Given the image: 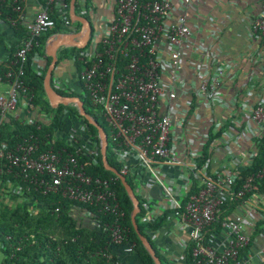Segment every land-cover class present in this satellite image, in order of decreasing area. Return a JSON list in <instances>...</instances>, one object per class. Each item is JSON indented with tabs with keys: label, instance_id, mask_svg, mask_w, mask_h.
Here are the masks:
<instances>
[{
	"label": "built area",
	"instance_id": "built-area-1",
	"mask_svg": "<svg viewBox=\"0 0 264 264\" xmlns=\"http://www.w3.org/2000/svg\"><path fill=\"white\" fill-rule=\"evenodd\" d=\"M37 1L39 9L27 20L26 7L30 0H0V8L10 2L15 19L25 21L28 31V38L12 59L10 50L15 42L11 27L12 39L2 44L6 53L3 62L7 63L9 59L10 62L0 73V84L7 87L0 92V128L9 115L32 125H38V120L49 121L47 115L37 116L35 94L24 85L22 77L29 53L43 36L57 27L51 14L59 18L60 33L76 34L82 30L75 28L78 23L71 19V0ZM79 1L78 15L84 16L88 12L87 1ZM196 1H106L107 14L102 23L92 21L91 39L73 60L82 66L79 71L76 69V74L90 109L108 125V149H112L121 166L120 173L134 179L136 191L147 175L164 186L168 211H176L190 230V250L195 264H264V260L255 263L242 256L251 241L247 228L256 223L259 200H264V167L258 174L245 179L240 189H235L237 176L254 161L258 153L256 143L264 138V84L257 86L255 79L258 73L264 74V0L251 4L259 8V12H252L249 18L250 40L256 43L257 49L249 55L242 54L226 61H220L219 53L212 51L217 50L198 37V27L203 22L194 11ZM90 4L93 5V0ZM91 5L89 14L95 11ZM215 35L213 33V37ZM39 59L38 56L35 62ZM250 60H256L254 63L263 71L257 69L256 75L249 78L245 86L251 87V92L259 97L254 103L243 98L238 109L235 96L230 102L225 101L223 89L230 82L226 81L232 79V72ZM54 83L57 89L77 90V87L63 85L62 81ZM238 92L240 96L241 90ZM251 92L248 91L246 96H253ZM194 102L207 109L229 104L228 107L238 111L234 116L240 115L242 121L239 117L231 119L226 130L223 128L228 123L217 125L214 133L221 132V136L211 139L210 129L203 131L200 128L201 132H197L199 125L192 116ZM67 116L68 111H65ZM85 127V124L71 123L73 133L68 136L57 130L55 140L49 141L51 148L42 153H38L40 143L34 137L14 150L0 141V175L15 172L16 177H21L44 195H60L62 199L95 207L109 217V222L99 224V229L103 228L108 235L110 246L104 257L111 261L114 258L110 251L112 246L127 244L134 252L135 244L129 241L131 230L124 223L126 212L115 189L120 179L117 176L109 179L92 176L78 159L82 152L94 157L98 149L101 150V141ZM246 136L253 141L256 150L247 152L242 160L237 159L236 170L213 169V153L219 150L218 147L232 152L233 145L242 146ZM57 140L68 143L75 153L66 148L55 149ZM207 147L209 157L203 160ZM163 166L184 170L186 183L179 190L163 184L157 172V167ZM194 180L199 181V190L188 196ZM18 193L21 194L22 189ZM187 196L184 210L179 213L182 200ZM229 204H236V210L221 221L223 209ZM87 215L91 213L86 212ZM145 221L154 222L147 214ZM217 224H221L227 233V244L222 247L211 243L208 237L209 234H221V229L215 228Z\"/></svg>",
	"mask_w": 264,
	"mask_h": 264
},
{
	"label": "trees",
	"instance_id": "trees-1",
	"mask_svg": "<svg viewBox=\"0 0 264 264\" xmlns=\"http://www.w3.org/2000/svg\"><path fill=\"white\" fill-rule=\"evenodd\" d=\"M67 1L69 2V0ZM86 1V9L88 12L84 16L90 19L91 15L89 14V10L92 0ZM77 9L80 12L79 3H77ZM0 11V20L13 30V40L15 43L13 44L12 50H10V59H12L15 51L28 38L26 22L15 19L10 2L4 3ZM51 18L57 21V27L43 36L39 45L29 53L27 61L23 66L24 76L22 77L24 85L35 94L34 105L37 107V110L39 109L37 116L40 118L43 115H47L49 121L40 122L38 120V125H32L26 120H19L14 115H9L8 121L0 128V141L11 150H14L19 144L34 137L40 143L38 153H42L51 148L52 145L49 144V141L55 140V132L57 130L66 136L73 133V129L70 128L71 123L85 124L86 131L97 138V140H100L98 130L80 115L79 110L75 106L61 105L55 109L46 96L44 80L52 63V58L46 55V44L51 36L62 32L58 16L52 13ZM14 21H16V25H13ZM77 25L78 29H80L81 25L79 23ZM0 40L2 39L0 38ZM82 51L83 49L77 48H63L59 50L57 68L63 62L70 61L73 62L79 71L81 66L73 60ZM68 53L71 55H68ZM38 56L45 58L46 61L40 71L37 70L35 65V60ZM10 59L7 63L0 64V73L6 70ZM52 84L62 96H79L85 103L87 112L99 122L105 129L107 135H110L107 123L92 112L86 97L77 95L72 89L70 91L57 89L54 79H52ZM21 106L22 101L19 103L20 108ZM65 111H68L67 117H65ZM229 124L223 130H226ZM39 125H41L40 130L38 129ZM218 136H221V132L215 134L213 129L211 131V139ZM256 147L258 153L254 161L248 168L242 169L236 178V190L241 188L245 179L253 174H258L264 167V138L256 143ZM54 148H66L68 152L75 153V149L62 140H57ZM208 150L209 148L207 147L204 151L205 158L203 160L209 157ZM107 158L110 165L120 172L121 166L116 162L111 148L108 149ZM78 159L82 164H85L87 172L92 176H98L102 179L115 177L112 172L106 170L100 148L96 156L91 157L90 155H86L85 152H82L79 154ZM127 181L135 190L140 200L141 213L137 217V222L141 234L151 242L161 262L163 264H169L158 251L150 233L164 227L168 222L169 214L176 213V211H165L152 223L145 221L147 214L145 199L142 197V194L136 191L137 184L134 179L128 176ZM198 184L199 181L194 180L193 188L188 196L198 192ZM0 186L1 189L7 186L15 188L16 191L22 189V194L20 195L24 200L15 206L4 205L0 202V244L2 245V254L4 255L2 264H118L117 257H114L111 261H108L104 257V254L109 251L107 248L110 246L108 235L104 233L103 228L98 229L96 224L103 225L108 223L109 217L101 213L97 208L62 199L60 195H44L41 191H36L35 186L24 182L21 177H16L15 172L12 174L4 172V174L0 175ZM115 189L120 203L126 212L124 223L131 230L129 241L135 244L134 252L142 264H155L154 259L144 247L134 230L131 220L134 208L133 203L121 181L117 182ZM261 189L262 186H260ZM188 196L183 198L182 209L179 210V213L183 212L184 206L188 201ZM236 204L225 205L224 212L220 216L221 221L236 210ZM86 212L91 213V215L85 216V219L87 218L89 223L84 224V219L82 218V220L79 215H86ZM215 228L220 230L221 224H217ZM188 264H195L191 250L188 253Z\"/></svg>",
	"mask_w": 264,
	"mask_h": 264
},
{
	"label": "crops",
	"instance_id": "crops-1",
	"mask_svg": "<svg viewBox=\"0 0 264 264\" xmlns=\"http://www.w3.org/2000/svg\"><path fill=\"white\" fill-rule=\"evenodd\" d=\"M106 1L108 3L110 1L113 2V0H93L96 14H94L95 18H91L96 24L102 23L103 18L107 14ZM255 1L257 0H197L194 4V11L200 16L203 22L198 27V37L203 38V41L210 43L217 50L212 51L216 54L217 52L219 53L220 61H226L229 58L236 59L242 54L249 55V52L257 49L256 43L250 40L251 26L249 22L251 13L255 11L259 12V8L251 6ZM38 9L39 1L30 0L26 7V19L30 20ZM196 23L199 25L198 21ZM213 33H216L215 37H213ZM0 38L2 39L0 40V64H3V60L6 59V53L4 52L2 44L3 41H10L12 34L10 28L1 20ZM254 61L256 60H250L244 63L241 68L234 70L230 75L232 79L226 81V83L230 82L223 89L225 101L230 102L231 97L235 96L238 101L237 108L238 105L239 107L241 106L243 98L249 99L254 103L259 97L251 92V87L247 88L245 86V83L249 82L248 79L256 75L257 69L261 72L263 71V68L260 65L257 66V63L255 64ZM45 63V58L40 57L35 62V65L41 70ZM54 72L53 79L55 82L58 80L62 81L63 85L68 84L71 87H76L74 85L76 67L73 62H63ZM261 75H264L263 72L262 74L258 73V78H255L257 86L264 84V77H261ZM236 79H239V82ZM6 89V85L0 84V92H4ZM240 90L241 95L239 96L240 93L238 91ZM248 91L251 92V95L253 93V96H246ZM194 105L192 116L194 121L199 125V127H196L197 132H201L200 128L203 131L209 129L212 131L217 125H225L231 122V119L237 120V117L242 121L240 115L234 116L238 111L232 108V106L228 107L229 104L226 106L220 104L214 109H207L200 103L194 102ZM251 132L249 130V133ZM241 145H233L232 152H227L226 149L222 150L221 147H218L219 150L213 153V169L236 170L238 161L244 159L242 156L246 155L247 152L250 154L251 151L256 150L253 141L248 136L241 142ZM157 172L163 184L176 191L186 183L185 173L181 168L163 166L157 167ZM137 192L142 194V197L145 199L147 215L150 219L155 221L162 213L169 210V203L165 196L164 186L157 183L149 175L142 180ZM258 205L259 217L253 226L247 228V233L251 240L250 244L242 252L243 257L255 263H260L264 260V200L260 199ZM79 216L81 219H84V224L89 223L88 219H85L86 215L80 214ZM96 226L99 229V224H96ZM150 236L158 251L169 264H188V253L191 244L190 230L184 226L178 215L175 213L169 214L167 224L159 230L151 232ZM208 237L211 243L221 244V247L227 244V233L222 228L221 234H209ZM130 249L131 246L126 244L119 247L112 246L110 251L113 257L118 258V264H142L137 254ZM3 259L4 255L2 254V245L0 244V264H2Z\"/></svg>",
	"mask_w": 264,
	"mask_h": 264
},
{
	"label": "water",
	"instance_id": "water-1",
	"mask_svg": "<svg viewBox=\"0 0 264 264\" xmlns=\"http://www.w3.org/2000/svg\"><path fill=\"white\" fill-rule=\"evenodd\" d=\"M70 16L74 23H79L82 26V30L76 34H69V33L56 34L48 39L46 44V55L52 58V63L46 73L44 80V89L46 96L52 107L55 109L61 105L75 106L79 110L80 115L83 118H85L90 125L94 126L98 130L99 138L101 141L100 151L103 157L104 166L107 171L112 172L115 176H117L120 179L122 185L126 189V192L128 193L130 199L132 200L134 208L131 215V220L134 230L139 236L144 247L147 249V251L154 259L155 264H163L160 258L157 256V253L153 248L151 242L145 236H143L139 230L137 217L141 213V207H140V200L138 199L135 190L128 183L127 178L123 176L115 167L111 166L108 161L107 156H108L109 140L105 129L99 124V122L96 119H94L87 112L85 103L79 96H62L53 87L52 79L54 76V71L56 70L58 64L59 50L63 48L84 49L88 45L94 30V25L92 20H90L89 18L83 15H78L77 0H71Z\"/></svg>",
	"mask_w": 264,
	"mask_h": 264
},
{
	"label": "rangeland",
	"instance_id": "rangeland-1",
	"mask_svg": "<svg viewBox=\"0 0 264 264\" xmlns=\"http://www.w3.org/2000/svg\"><path fill=\"white\" fill-rule=\"evenodd\" d=\"M94 8L95 9V6H94V3L93 5H91V8ZM96 10V9H95ZM94 14H96V11H91L90 12V15L92 18H95ZM90 17V19H91ZM78 27L77 24H75V28ZM68 55H71L70 53H68ZM81 69H82V66H81ZM75 82H74V85L77 87V90H76V94L78 95H81L82 97H85V93L82 91L81 87H80V81L78 79V76L76 74L75 76ZM7 189V190H6ZM15 188H12L11 186H7V187H4V189H1V186H0V198H1V203H3L4 205H10V206H15L17 205L20 201H24L22 198H21V195L20 193H18V190L16 192ZM22 194V193H21Z\"/></svg>",
	"mask_w": 264,
	"mask_h": 264
},
{
	"label": "clouds",
	"instance_id": "clouds-1",
	"mask_svg": "<svg viewBox=\"0 0 264 264\" xmlns=\"http://www.w3.org/2000/svg\"><path fill=\"white\" fill-rule=\"evenodd\" d=\"M78 13V12H77ZM81 28H82V26H81Z\"/></svg>",
	"mask_w": 264,
	"mask_h": 264
}]
</instances>
